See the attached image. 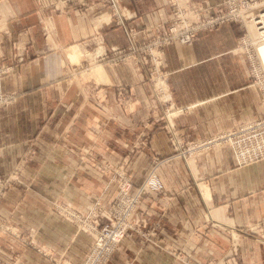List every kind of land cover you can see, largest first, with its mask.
<instances>
[{"label": "crops", "instance_id": "1", "mask_svg": "<svg viewBox=\"0 0 264 264\" xmlns=\"http://www.w3.org/2000/svg\"><path fill=\"white\" fill-rule=\"evenodd\" d=\"M112 1L0 0L1 91L15 95L0 109V176L20 167L0 215L20 221L14 231L31 238L3 245L0 264H53L59 253L80 264L91 240L49 206L108 203L107 179L88 160L94 152L130 160L133 189L143 188L134 219L152 237L141 245L133 233L109 264H264V159L237 166L226 148L186 166L170 142L209 138L264 115L247 61L233 51L240 30L199 35L189 55L164 50L161 106L169 112L153 127L151 88L131 67L130 37L113 12L148 37L175 4L199 11L220 0ZM91 127L97 134L89 138Z\"/></svg>", "mask_w": 264, "mask_h": 264}, {"label": "rangeland", "instance_id": "2", "mask_svg": "<svg viewBox=\"0 0 264 264\" xmlns=\"http://www.w3.org/2000/svg\"><path fill=\"white\" fill-rule=\"evenodd\" d=\"M175 8L176 9L172 13L171 19L174 17V13L176 12V10L180 7H178L177 4H175ZM112 15H113L112 19H113L114 25L124 28L127 32V35H129L128 37H130L131 67L134 69L136 73L140 75V77L142 76V78L146 80V82L151 88L152 102L150 105V109H151V113L153 117L152 118L153 123L151 125L153 127L157 125L156 127L159 128L160 125H159L158 119L162 117L166 112L167 113L169 112L166 110L164 106H161V103L165 101V98L167 95L165 93L166 90H165L164 85H166L167 83L166 79L169 77L167 68L164 66V61L162 59L163 52L166 48L171 47L172 50L174 51V54L178 57H181L185 54L189 55L191 51L188 48V51L185 50L187 51L186 53L180 54L178 52L179 49L175 47L174 45L166 46V42L167 44L172 43L169 32H168L169 26L171 24L169 22L171 21V19L168 22L155 25L150 31L152 34L146 37V36H141L143 33V30H138L133 25H127L125 21L122 19V16L118 15L117 11H114ZM237 47H238V43H236L233 51L240 54L237 51ZM262 61L264 63V59H262ZM5 70H6L5 66L0 67V73L2 72L3 76L5 75ZM248 70H249L248 71V77H249L248 85L251 86L254 89L255 94L258 95L259 100L263 107V111H264V105L262 103L261 92H259L258 87L254 84V80L250 76L249 65H248ZM3 76L0 79V95L4 97L6 105L4 106L1 105L0 109L13 103L14 96H15L13 93H3L1 91V81L3 79ZM123 95L125 94L123 93ZM162 113L163 115L160 116V114ZM258 118H264V115ZM161 126H162V129L163 128L168 129L167 125H161ZM233 129L235 128L222 130L210 136L209 138L200 139L196 141H185L179 136H178L179 138L178 137L172 138L170 142H172L173 146L175 147L173 156L177 157L187 166V165H191L192 163H198L199 159H201L204 156L209 155L212 152H216V151L226 149V148L231 150V148L226 147L225 145L224 134L229 131H232ZM171 132L173 131L171 127H169V133ZM87 133H88L89 138L90 136L94 137L97 134V130L91 127L87 131ZM232 154H233V151H232ZM123 159L124 160L112 162L108 157H105V154L101 152L100 153L94 152L88 155L89 162L95 165L97 172L103 175L105 179H107V185H106L107 190L106 191L111 192V196L109 197V201L107 204H103L100 202L99 199H97L86 211L79 210L75 208L73 205L67 204L64 202L52 203L49 206V212L53 213L58 219L62 221V223H65V224L68 223V224L73 225L77 231L85 233V235L89 237V240H91V242H90L88 251L90 247H92L93 242H94L92 238L93 234L90 232V228H89L90 225H93L94 215H96L97 218L100 217L99 219H102L103 223L107 222V218L115 219V218L123 217L125 206H123V203H122L124 201L121 200V197H122L121 193L122 191L125 190L126 187L124 186L128 181H129L128 183L131 184L130 183L131 173L126 170L127 165L130 163V160H128L127 158H123ZM160 162L161 161H156V164ZM235 164H236V161H235ZM150 174H154V172ZM19 175H20V167H17V165H15V167L12 169L10 173H8L7 175L0 176V202H1V199H3L6 196L9 189L14 186V183L17 181ZM136 191L137 190H134L131 188L128 190L129 192L128 196L130 199H131V194L133 195V192L135 193ZM142 195L143 193H139L138 195H136L138 196V198L135 201L136 209L133 211L134 214L132 215V221L135 224L137 223L135 222L134 217L136 216L135 214L137 210L141 208ZM128 208L131 211V205H129ZM74 216H79L81 218L80 221H76V219L74 220L73 218ZM138 216L141 218H144L142 217L141 214H139ZM127 218H128V223L131 224V214ZM18 223H20V221L14 220L12 222L11 219L9 218L3 219L0 215V239H1L0 249H2L3 245L4 247L11 249L12 246L14 245L13 241H16V240H21V242L23 243L25 242L31 243V240H30L31 238L29 236L22 237L19 234H17L16 231H14V228L16 229L17 227L16 224ZM137 230L139 231L140 234H143V232L141 231V227L137 228ZM133 233L134 232H131L130 230L127 233L126 237L122 239L120 244L125 239H130ZM148 235L149 236H145V238L142 239V241L138 240V243H140L141 245L149 244V242L152 240V237L150 234ZM87 253L83 255L84 259ZM167 253L171 255L175 260H179V259H181V261L184 260L181 258L180 253L177 252L176 250H168ZM41 254L44 255L45 257H48L49 255L47 251H44ZM15 258L16 256L14 255L13 259ZM83 258L80 264H82V262L84 261ZM52 262L53 264H57V262L59 263L67 262L68 264H74L71 261H69V259L65 258V256H63L61 253H59L58 255H55V257H53L52 259Z\"/></svg>", "mask_w": 264, "mask_h": 264}, {"label": "built area", "instance_id": "3", "mask_svg": "<svg viewBox=\"0 0 264 264\" xmlns=\"http://www.w3.org/2000/svg\"><path fill=\"white\" fill-rule=\"evenodd\" d=\"M110 1L113 5V1ZM169 23L171 24L168 32L172 43L166 42V46L174 45L179 49L180 54L186 53L188 48L192 51L193 44L199 35L210 33L223 26L235 25L241 33L237 51L246 59L250 76L261 92L264 105V63L260 54L261 49L264 48V0H221L216 5L199 11L178 8ZM2 76L1 72L0 79ZM1 105L6 104L4 97L0 95ZM224 139L226 147L233 151L238 166L263 160L264 118H257L236 127L225 133ZM128 182L121 193V200L124 201L122 203L125 206L123 217L107 218V222L103 223L100 217L97 218L94 215L93 225L89 226L94 242L82 264H109L116 248L130 230L145 238L144 234H140L137 230L140 227L132 221L133 211L136 209L135 201L138 198L136 195L143 193V188L133 192L130 199L128 190L133 189V183ZM129 205H131V211L128 208ZM130 214L131 224L128 223L127 218ZM73 218L76 221L81 219L79 216ZM57 264L68 263L57 262Z\"/></svg>", "mask_w": 264, "mask_h": 264}, {"label": "bare ground", "instance_id": "4", "mask_svg": "<svg viewBox=\"0 0 264 264\" xmlns=\"http://www.w3.org/2000/svg\"><path fill=\"white\" fill-rule=\"evenodd\" d=\"M260 54H261V59H264V48L261 49Z\"/></svg>", "mask_w": 264, "mask_h": 264}]
</instances>
